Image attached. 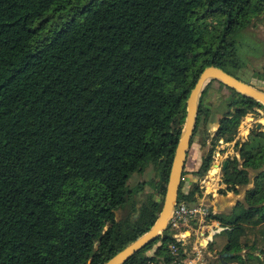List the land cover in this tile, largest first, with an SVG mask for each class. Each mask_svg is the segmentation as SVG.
Returning <instances> with one entry per match:
<instances>
[{
    "label": "trees",
    "instance_id": "16d2710c",
    "mask_svg": "<svg viewBox=\"0 0 264 264\" xmlns=\"http://www.w3.org/2000/svg\"><path fill=\"white\" fill-rule=\"evenodd\" d=\"M263 11L264 0H0V264H104L146 233L200 72L216 67L239 79L229 71L235 38L248 14ZM209 18L219 19L216 44L204 41ZM229 91L215 133L227 144L246 115L264 110ZM202 116L200 104L193 137ZM242 145L243 164L234 157L223 170L228 190L249 184L264 132ZM211 162L209 153L196 174ZM152 166L160 199L138 210L133 197L143 188L128 181ZM256 190L247 207L209 216L230 229L221 251L232 256L219 264H264L256 241L242 240L246 225H264V182ZM197 194L181 187L178 203L194 205ZM126 206L137 221L115 220ZM180 231L168 229L125 264H173ZM159 242L154 257L143 255Z\"/></svg>",
    "mask_w": 264,
    "mask_h": 264
},
{
    "label": "rangeland",
    "instance_id": "374dc122",
    "mask_svg": "<svg viewBox=\"0 0 264 264\" xmlns=\"http://www.w3.org/2000/svg\"><path fill=\"white\" fill-rule=\"evenodd\" d=\"M207 27L205 29V39L204 41L207 44H216L218 41L215 35L219 31V19L218 18H209L206 21ZM242 26L244 28L238 33L235 38V61L237 62L236 68L229 67V71L236 75L242 81L264 91V11L261 13H250L242 20ZM201 61V60H200ZM197 62L194 70H199L201 62ZM232 95L231 92L221 85L218 82L212 83L209 87H206L204 93L201 95L200 104L204 110L206 116H202L197 127V132L193 137V143L190 146L186 165L184 170V177L182 179V191L185 193L190 189L198 187L199 195L197 194V203H204L205 206L209 207L212 210L213 207L221 208V212L225 215H228L233 209L234 205L242 204L247 207L249 205L248 198L252 192H258L256 189L262 188V182H264V166H262V157L260 160H257L256 168H246L248 172L249 184L245 186H236L234 190H228L229 185L225 184V177L222 173L219 179L215 176L212 177L213 182L206 184L204 188H200L204 176H199L196 174L202 164L204 158L211 153L213 160L214 154L226 152L228 148H232L230 152L231 155H228L227 158L223 156V159L228 161L234 157L239 160V150L242 144L250 140V136L257 132H264V110L262 107L255 109L248 115H246L240 122L235 136V141L231 144H226L223 142L219 144L220 140L215 139V133L218 129L219 123L223 115L228 110V105ZM260 123L263 126V129L260 131L255 130V124ZM252 128V131L249 132V129ZM206 141L202 145L203 141ZM226 144V145H225ZM227 145H229L227 147ZM243 146V145H242ZM261 155V154H260ZM218 157V156H217ZM239 163L242 165V160H239ZM239 168H242L239 166ZM263 175V178H262ZM156 181L155 178V169L148 167L143 173L135 174L128 181V185L131 189H135L137 185H141L143 188L137 192L133 197V202L136 204V208L139 210L142 205L147 201V199L159 200L160 196L156 193L155 188L152 183ZM151 182V184H150ZM203 185V184H202ZM213 197L216 198L213 201ZM213 201V202H212ZM163 203V202H162ZM192 206V205H191ZM214 215H216L214 213ZM128 217L137 221L140 217L138 211H132L131 206H126L124 209H119L115 212V220L122 221ZM216 222V221H215ZM215 222H211L209 226L213 230H216L218 227H221L219 223L215 225ZM197 221H188L186 224L182 225V230L184 231V236L186 239V250H192L194 244L204 245L206 244V239L213 238L215 242L213 245L210 242L206 246L209 249H202L201 252V264H219L224 262L221 251L223 246L227 242L226 234L213 235L210 232L205 233V237L191 235V229H195ZM208 226V229H209ZM217 226V227H215ZM253 225H246V234L242 237V240L251 244L256 241V247L261 248L256 252V258L260 260L264 259V254L261 255V250L264 248V238L262 237V231L264 232V225H258L252 227ZM196 230V229H195ZM181 244V243H180ZM160 247V242L154 245L151 249L143 253L145 257L152 258L154 257L156 250ZM220 251L218 253L212 252V250ZM245 252V251H244ZM210 254V256L208 255ZM195 253L188 254V257H195ZM251 260L248 261L250 264ZM250 262V263H249ZM252 264H257V262H252Z\"/></svg>",
    "mask_w": 264,
    "mask_h": 264
},
{
    "label": "water",
    "instance_id": "95a60500",
    "mask_svg": "<svg viewBox=\"0 0 264 264\" xmlns=\"http://www.w3.org/2000/svg\"><path fill=\"white\" fill-rule=\"evenodd\" d=\"M211 82H218L225 88L233 92L249 98L258 104L264 106V91L260 90L236 77L226 73L222 69L216 67L204 68L190 91L185 107V118L181 128V133L173 154L171 166L169 169L168 179L165 186L163 204L157 219L150 229L138 237L135 241L128 244L121 251L107 260L104 264H125L131 257L143 250L146 246L154 242L165 231L169 229L171 215L178 203V195L181 189L183 172L185 170L187 155L191 146L196 120L200 105V98L205 88ZM263 126L260 123L255 124V130L260 131ZM252 128L249 129V132ZM227 162L223 164V170L226 168ZM227 227H219L213 230L215 235H219L224 231H229ZM223 258L231 257L230 253H223Z\"/></svg>",
    "mask_w": 264,
    "mask_h": 264
},
{
    "label": "built area",
    "instance_id": "2783aa9c",
    "mask_svg": "<svg viewBox=\"0 0 264 264\" xmlns=\"http://www.w3.org/2000/svg\"><path fill=\"white\" fill-rule=\"evenodd\" d=\"M235 141V140H234ZM232 142V146L233 143ZM223 143L222 140L219 141V144L221 145ZM227 144V143H226ZM225 144V145H226ZM231 144V143H229ZM229 145H227L228 147ZM232 151V148H228L224 154L222 153H215L213 156V160L211 162V166L207 173L204 175V178L202 180V184L200 188H204L206 184H210L213 182L212 179V171L215 172V176L219 179L221 174L223 173V164L226 160L223 159V156L225 158L228 157V155H231L230 150ZM218 156V157H217ZM213 167L215 169L213 170ZM212 176V177H211ZM214 176V178H215ZM214 215V212H212L209 207L205 206L204 203H197L192 206L187 205L184 201L181 203H177L170 219L169 223V229L173 230H182V225L186 224L188 221H197L195 229H191V235H196V236H202L205 237V233H207V228L211 224V222H208L209 216ZM203 230V231H202ZM190 236L187 238L184 236V231H180L177 234L173 235L174 238V243H171L169 246V250L174 258L173 264H201V252L200 250L202 249L201 247L205 248V246L196 245L194 244L192 250L187 251L186 250V239H188ZM182 239V241L180 240ZM180 240V241H179ZM181 243V244H180ZM208 241L206 239V244L207 245ZM195 253V257L190 258L188 257V254ZM150 264H160L157 262H151Z\"/></svg>",
    "mask_w": 264,
    "mask_h": 264
},
{
    "label": "crops",
    "instance_id": "0c3cea01",
    "mask_svg": "<svg viewBox=\"0 0 264 264\" xmlns=\"http://www.w3.org/2000/svg\"><path fill=\"white\" fill-rule=\"evenodd\" d=\"M187 192H188V191H187ZM187 192H185V193H187ZM215 200H216V198L213 197V201H215ZM213 201H212V202H213ZM235 206H236V205H234V207H235ZM234 207H233V208H234ZM212 210L214 211V213H215L216 215L224 214L223 212H221V210H222L221 208L218 209V208L213 207ZM232 211H233V209L231 210V212H230L228 215H230V214L232 213ZM224 215H225V214H224ZM216 224H217V223L215 222V225H216ZM215 227H217V226H215ZM209 228H210V230L212 229L211 226H209ZM218 228H219V227H218ZM202 231H203V230H202ZM207 231L210 232L208 228H207ZM207 241H208V243L210 242L211 245H213V243L215 242V240H214L213 238H212V239H207ZM208 243H207V244H208ZM204 249H209V250H210L211 248H206V246H205ZM219 251H220L219 249H217L216 251H215V250H212V252H214V253H215V252L218 253ZM208 255L210 256V254H208Z\"/></svg>",
    "mask_w": 264,
    "mask_h": 264
},
{
    "label": "bare ground",
    "instance_id": "6f19581e",
    "mask_svg": "<svg viewBox=\"0 0 264 264\" xmlns=\"http://www.w3.org/2000/svg\"><path fill=\"white\" fill-rule=\"evenodd\" d=\"M214 169H215V167H213V170H214ZM212 176H213V177L215 176V172H213V171H212ZM209 231H210V228H209ZM213 233H214V231L212 232V229H211L210 234L213 235ZM214 234H215V233H214ZM211 239H212V238H211ZM180 240L182 241V239H180ZM180 240H179V241H180ZM205 241H206V240H205ZM204 245H205V244H204ZM204 245H202V246H204Z\"/></svg>",
    "mask_w": 264,
    "mask_h": 264
},
{
    "label": "flooded vegetation",
    "instance_id": "af4514ba",
    "mask_svg": "<svg viewBox=\"0 0 264 264\" xmlns=\"http://www.w3.org/2000/svg\"><path fill=\"white\" fill-rule=\"evenodd\" d=\"M258 133V132H257ZM256 134V133H255ZM225 162H227L228 163V161H225Z\"/></svg>",
    "mask_w": 264,
    "mask_h": 264
}]
</instances>
